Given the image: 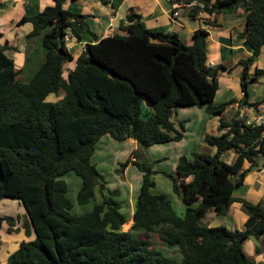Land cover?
Instances as JSON below:
<instances>
[{"label": "trees", "instance_id": "1", "mask_svg": "<svg viewBox=\"0 0 264 264\" xmlns=\"http://www.w3.org/2000/svg\"><path fill=\"white\" fill-rule=\"evenodd\" d=\"M173 1L193 6L191 17L200 12L219 15L244 5L243 38L253 55L238 64L247 79L264 47V0ZM64 3L55 0L18 22V26L33 25L27 38L39 37L44 53L26 81L18 80L15 61L7 55L18 49L8 41L0 45V202L19 200L26 211V232L35 234L34 241L21 242L6 264H257L244 245L264 236V200L254 205L234 193L252 168H264V125L228 121L226 111L235 101L214 103L225 67L207 65L208 31H195L193 44L187 45L176 33L145 28L141 16L131 11L128 23L119 26L121 33L100 40L94 36L97 42L74 57L66 37L72 34L82 41L73 22L89 31L88 15L66 10ZM4 6L0 1V8ZM65 62H76L67 78ZM248 85L242 83L244 104H248ZM62 91L58 102L47 101ZM188 107L220 117L221 134L203 136L217 149L214 155L193 152L192 158L179 159L174 175L161 172L183 199L185 214L180 216L166 195L153 192L159 172L133 153L122 167L133 164L143 178L129 220L116 199L120 192H108L93 163L100 140L105 135L118 142L132 139L143 144L142 151L181 142L184 123L179 131L172 118L178 109ZM229 150L238 154L233 164L222 159ZM246 162L250 168L243 169ZM69 173L82 180L79 204H88L100 194L101 200L82 215L72 214L68 184L62 179ZM235 203L248 214L243 230L202 224L210 210L228 215ZM130 221V230L124 231ZM4 222L12 225L15 219L0 217V230ZM153 234L168 247H179L182 261L154 247ZM255 252L260 253V248Z\"/></svg>", "mask_w": 264, "mask_h": 264}, {"label": "crops", "instance_id": "2", "mask_svg": "<svg viewBox=\"0 0 264 264\" xmlns=\"http://www.w3.org/2000/svg\"><path fill=\"white\" fill-rule=\"evenodd\" d=\"M0 1L5 4L4 7L0 8V33L2 34L0 40L2 41L4 39L3 42L8 41L11 46L12 41L18 37L23 40L25 44L31 40H38L40 44L37 51L34 52V43L30 42V50L23 51V53L21 52L22 57L19 59L10 56L7 52V55L14 59L16 70L20 73L18 80L24 82L39 67L43 61L44 53L42 50L41 39L39 37L30 39L27 38V35L33 31V25L31 23H27L23 26H18V22L23 16H34L37 13L43 11L47 6L54 5L55 0ZM107 1H109L110 4H104L98 0H65L64 8L66 10L88 15L86 23L90 28L89 31L84 29L80 24L73 22L74 29L82 36V41L80 42L72 34L69 35L70 40H67L68 48L74 57H78L87 44H94L97 42L94 36H97L100 40L102 38L121 33L119 29L120 24L122 22L127 24V17L130 12L133 11L134 13L141 16V22L145 28L156 32L176 33L187 45L193 44V35L195 31L199 29H206L208 31V63H210L213 68H217L218 66L225 67V70L220 71L218 77L219 90L214 103L219 105L222 103L235 101L228 107L226 111L225 117L226 115H229L230 117L229 119L226 118L228 121L239 119L241 114L245 116H251L253 111L251 105L260 103L264 100V47L262 49L261 55L256 59L255 64L250 69V75L247 79H245L243 75V66L238 64L240 60L248 59L253 55V49L243 38L246 25V14L244 12L243 4H239L233 9L224 10L219 15H210L206 12H200L196 17H191L190 11L192 10L193 6H186L181 3L174 2L173 0ZM208 23H216L218 26L208 25ZM11 33L15 35L12 39H10ZM75 66L76 62H65L63 64L65 78H67L69 71L75 69ZM257 70L263 71V73L257 75ZM244 81L249 82L248 104L242 103L244 98L242 83ZM50 96L48 97L47 101L49 100ZM63 96V91L60 92L58 96L54 95L55 99L53 103L58 102ZM259 107L262 111V108H264V103ZM207 116L211 127L214 129L212 131V135L221 134L219 132L220 117L210 116L208 114ZM206 133L211 134L210 132ZM127 142H131L133 146L138 145V143L132 139L128 140ZM179 143L181 142H177L176 144ZM212 148L213 151H211V153L214 155L217 152V149L215 147ZM182 156L183 155L179 154L175 160L174 173L178 161ZM260 167H256L258 168L256 177L258 176V181H261L264 184L263 179H261L262 176H264V170L263 168L259 169ZM248 175L249 172L246 176L245 184L247 183ZM20 204L23 206L21 202ZM233 210L234 208L229 214H231ZM247 219L248 217L244 219L240 225L241 229L238 230L244 229ZM132 223L133 222L131 221V226ZM259 241L264 243V236ZM12 246V244L7 245L6 243L1 245L0 259L4 257L7 258V255L9 258L11 255L9 249L11 250ZM250 249L251 250L248 256L257 264L264 263V250L260 248V253L256 255L255 246L251 244Z\"/></svg>", "mask_w": 264, "mask_h": 264}, {"label": "rangeland", "instance_id": "3", "mask_svg": "<svg viewBox=\"0 0 264 264\" xmlns=\"http://www.w3.org/2000/svg\"><path fill=\"white\" fill-rule=\"evenodd\" d=\"M14 36L15 35L11 33L10 39ZM69 40L70 38H68V41ZM3 41L4 39L2 41L0 40V45L5 43ZM30 42L34 43L35 49L33 51L36 52L40 46L39 41L31 40ZM30 42L25 44L19 37L13 40L12 46L16 47L18 51L15 52V50H10L8 51L9 55L17 59L21 58L23 51L30 50ZM54 99L55 97L52 95L48 101L53 102ZM260 114H262L260 108H253L251 116L248 117H257ZM226 118L229 119V115H226ZM172 121L179 131H182V122L185 126L184 139L179 144L172 143L156 145L142 151L138 145L133 146L131 142H127L130 139L124 142H118L112 139L109 135H105L100 140L96 154L93 158V163L97 166L100 174L102 175L101 182L107 186L108 192L114 190H118L120 192L119 197L116 199L122 204V212L126 214L129 220L132 218L135 202L139 194L143 178V174L133 164H130L126 168L122 167V164H125L132 159L133 153H136V155L139 156V160H146V162L153 164L154 170L159 172V174L154 177L156 187L153 192L155 194L166 195L171 200L173 208L180 216L185 214L187 206L183 202L181 196L173 191L170 179L161 172L174 175L175 160L179 154L187 156L188 158H192V152L212 154L211 151H213V148L204 141L203 136L206 132L213 134L212 131L214 129L208 121V116L204 108H180L174 114ZM140 150L141 152H138ZM237 156L238 154L236 151L229 150L224 153L222 159L228 164H233L236 161ZM248 168H250V164L246 162L243 169ZM259 169H262V167ZM257 173L258 168L256 167L249 171L247 183H244L241 188L237 189L234 193L235 197L243 198L247 202L254 205L263 201L264 184L261 181H258V176L256 177ZM62 179L68 184L67 196L73 202L72 214L78 216L87 213L93 209L96 202L101 200L100 194L96 193V198L90 203L85 205L79 204L77 196L82 185L81 178H79L75 173H69ZM261 179H263L264 182V176H262ZM108 192L106 194H108ZM233 208V212L228 215H218L214 210H210L206 217L202 220V224L206 227L225 226L229 229H241L240 225L244 219L248 217V214L245 212L242 204H235ZM0 217H12L15 219V223L12 225L8 222H4L3 227L0 230L1 245L3 243L13 245L12 249H9L10 254H13L16 250H18L21 242L35 240V234L32 230H30V232H26L27 218L25 209L21 206L19 200H2L0 202ZM130 222L123 227L124 231L130 230ZM150 240L154 247L162 251L166 256L174 258L178 262L182 261L183 256L179 247H168L157 234H153ZM251 244L254 245L255 248L259 247L264 250V243L255 239L248 240V242L244 245L247 255L250 253ZM7 260L8 255L7 258L4 257L0 259V264H6Z\"/></svg>", "mask_w": 264, "mask_h": 264}, {"label": "built area", "instance_id": "4", "mask_svg": "<svg viewBox=\"0 0 264 264\" xmlns=\"http://www.w3.org/2000/svg\"><path fill=\"white\" fill-rule=\"evenodd\" d=\"M177 15V14H175ZM113 30V29H111ZM69 36L66 37V39L68 40ZM208 66L212 67V65L210 63H207ZM254 108V107H252ZM260 108V107H257ZM255 109V108H254ZM239 119L244 120L245 125L247 126H253V127H260L262 125H264V108H262V114H260L257 117H248L245 115H240Z\"/></svg>", "mask_w": 264, "mask_h": 264}, {"label": "water", "instance_id": "5", "mask_svg": "<svg viewBox=\"0 0 264 264\" xmlns=\"http://www.w3.org/2000/svg\"><path fill=\"white\" fill-rule=\"evenodd\" d=\"M138 146H139L140 149H143L144 148L143 144L140 143V142H138Z\"/></svg>", "mask_w": 264, "mask_h": 264}]
</instances>
